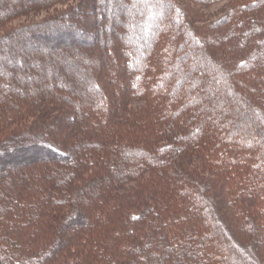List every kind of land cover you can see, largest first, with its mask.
<instances>
[{
  "label": "trees",
  "instance_id": "1",
  "mask_svg": "<svg viewBox=\"0 0 264 264\" xmlns=\"http://www.w3.org/2000/svg\"><path fill=\"white\" fill-rule=\"evenodd\" d=\"M215 1L128 0L116 20L121 0H0V27L45 13L0 35V116L24 122L0 152V180L11 174L0 209H14L13 190L27 180L26 194L70 207L75 183L60 235L93 217L98 233L123 210L114 193L153 173L158 203L128 207V228L112 234L126 232L131 264H264V0H234L200 26L197 7ZM97 7L107 19L100 44L80 48L59 34L89 25ZM142 196L151 199L130 198ZM149 213L153 229L141 235L134 226ZM167 219L185 224L180 236L168 237Z\"/></svg>",
  "mask_w": 264,
  "mask_h": 264
},
{
  "label": "rangeland",
  "instance_id": "2",
  "mask_svg": "<svg viewBox=\"0 0 264 264\" xmlns=\"http://www.w3.org/2000/svg\"><path fill=\"white\" fill-rule=\"evenodd\" d=\"M121 1L124 3V11L122 13V8L121 10H117V6L114 5L115 3L112 4L113 9H115L112 15H116V12H120V16L116 15V20L126 17V12L129 10V3L127 2L128 0ZM233 2L234 0H219L204 7L199 5L197 8L201 9L204 15L199 12L200 23L198 24L202 26L203 24H208L210 21H216L217 18H222L225 16L228 7H230ZM74 5L76 9H78V13H81L82 11L78 7V4ZM98 9L99 8L97 7V9H94L92 12H90V14H88L90 22L86 27L72 22L69 23V25L73 27L68 29L65 27L67 25H65L60 28L59 34H62L65 38H70L69 40L72 43H75L76 46L78 45L80 48L84 46L87 48H93L94 46H97V44H100L99 41L102 40L103 33L106 31L105 24L107 22L106 13L104 10L101 7L100 10ZM44 16L45 13L32 16L21 15L14 17L9 22L7 21V23H4L2 27H0V35L5 33L12 25L19 27L25 25L28 21H32L31 19L33 18L34 20L40 22ZM116 24L119 26L120 23L115 22L114 26ZM77 37H79V40L83 42L76 40ZM97 39H99V43H97ZM64 41L68 40L63 39V42ZM65 47L66 46L63 48ZM36 52L37 51L35 50V54ZM38 53L42 52L39 51ZM42 57L45 58L46 55ZM15 64H18L16 66L19 67L20 64L18 59L16 60ZM17 116L18 114H14L13 117H8L7 119L11 120ZM32 119H30V121H32ZM18 124L19 125L16 126V124L13 122L10 125L7 121H5V118L0 116V152L11 151L10 149L6 150L3 142H9L13 136H16L14 134L18 132L14 131H16L17 128L24 126V122ZM162 140L167 141L164 138H162ZM44 142H46L45 139L40 140V142L39 140H35L32 141L31 144H44ZM22 145V148H26L28 146L26 144ZM17 148L18 146L16 149ZM39 161H41V159ZM182 161L185 162V158ZM41 164L36 163L32 165H22L24 169L23 173L25 174V172L29 170V167L30 169L36 168L37 170L39 169L38 165ZM166 167L167 169H170L171 166L167 165ZM171 171H175V174L177 172L175 168L172 167ZM168 172L164 171L163 173L165 174ZM92 173L93 171L91 172L89 169L88 174L92 175ZM10 175V172H8V174L2 175L0 186L2 185L3 181H7L9 179ZM157 181L158 180H155L154 178V174L149 173L143 177H140V181L132 180L123 185L121 190L115 192L112 201L115 205L120 206V208H122L124 211L118 210L117 212L112 213L113 210H111V212H109L107 215L108 225L100 228L98 233V227H96L93 222L95 217H93V221H87L90 222L89 226L85 224L86 226H80L76 230H73L74 228H68L67 230H71L69 233H62L60 235L62 227L65 225L64 221L72 215V211L76 207H74L75 193L77 191L75 183H73L71 189H68V196L70 197L72 195L70 199V207L65 203L61 205L59 202H57L56 206L51 209V207L49 208L48 206L42 204V201H44L43 197H40L38 193L34 195L26 194V190L30 188L27 185V180L26 186L23 184V187L20 189L16 188V190H13L16 198L19 199L14 202V204H16L13 207L14 209L8 211H3L0 209V255L5 257V260L8 264H131L129 257L131 256L132 252L130 250V246H128L130 243L128 244L129 240L126 237V232L121 233L116 237L112 234L115 230L128 228V223H125L124 214L125 212L126 215H128V207H137L136 209H140L141 205L145 204V202H148L151 205L158 203V200L156 199L159 196L158 191L162 190L163 188H160L156 185ZM32 182H34L33 178ZM81 186L83 185L79 184V189H81ZM141 191H145V193H141ZM132 194L134 195V198L139 195L141 196L142 194H146L151 199L145 201L144 196H142L141 200L143 201L138 200V202H135L132 198H130ZM19 201L21 203H18ZM38 205H40V208H38ZM35 206H37V209ZM93 208H95L94 205L92 206V209ZM150 210L154 212L153 208ZM160 210H162V208ZM149 216L143 222L136 223L134 226L135 231H139L141 235H146L147 233H150V229H153L152 224L154 223L155 219ZM160 225L164 226L168 231V237L174 235L180 236L183 229L185 228V224L181 225L177 222L170 223L169 219H167L166 223L161 222ZM57 234L60 236V238L65 235V238L62 242V245L60 244L58 248H54V240ZM80 239L82 240L80 241Z\"/></svg>",
  "mask_w": 264,
  "mask_h": 264
}]
</instances>
